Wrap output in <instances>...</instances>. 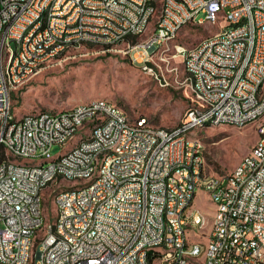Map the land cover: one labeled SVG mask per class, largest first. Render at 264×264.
Returning a JSON list of instances; mask_svg holds the SVG:
<instances>
[{
	"label": "built area",
	"instance_id": "built-area-1",
	"mask_svg": "<svg viewBox=\"0 0 264 264\" xmlns=\"http://www.w3.org/2000/svg\"><path fill=\"white\" fill-rule=\"evenodd\" d=\"M1 1L0 118L12 114L11 93L26 73H38L47 52L64 55L72 41L92 45L84 35L105 38L106 50L127 40L126 52L155 74L150 62L162 37L172 40L188 24H227L191 47H175L191 72L189 101L199 89L212 106L184 112L172 127L130 118L101 98L82 102L74 113L30 112L21 125L0 126L6 155L0 162V264H184L189 256L183 249L202 246L189 241V229L204 224L205 216L188 212L199 187L212 192L214 204L210 255L191 262L264 264V141L253 144L236 164L238 173H230L229 191L220 192L218 177L201 181L209 174L200 161L201 139L186 136V129L255 121L264 130V0ZM149 11H158V18L149 19ZM148 27H155L150 41L128 40ZM13 41H21V52H13ZM8 79L15 86L1 92ZM101 115H109V125L89 135L88 144L53 167H32L33 158H51L53 145L65 144L72 132L85 133ZM17 158L21 168H14ZM52 172L84 175L83 192L63 188L60 226L43 230L38 193ZM150 241L172 242V249L158 254L147 249Z\"/></svg>",
	"mask_w": 264,
	"mask_h": 264
},
{
	"label": "rangeland",
	"instance_id": "rangeland-1",
	"mask_svg": "<svg viewBox=\"0 0 264 264\" xmlns=\"http://www.w3.org/2000/svg\"><path fill=\"white\" fill-rule=\"evenodd\" d=\"M157 17L158 11L151 19ZM226 24V20L222 19L219 23L205 22L182 27L172 40L162 42L154 50L150 64L155 74L147 73L141 67L142 62L134 60L126 52L127 40L109 47V50L96 44L71 47L11 93L12 110L16 116L38 111L67 110L82 102L101 98L121 107L130 118L143 116L154 126L172 127L185 112L190 95L185 83L187 73L175 47H191L218 30L219 25ZM151 29L146 28L135 42L147 39ZM258 123L261 121L241 127L218 125L191 130L190 136L198 135L203 144L205 173H209L204 175L222 176L232 172L257 141ZM90 132L91 128L86 129L85 133L77 132L66 146L53 145L51 158H33L32 163H47L67 154ZM14 163L21 164V160L17 158ZM57 180L55 178L41 191L44 226L53 222L57 214L53 188L57 185L68 188L84 182L65 178L59 182ZM209 199L208 192L199 187L188 209V212L198 211L205 216L201 228L189 229V241L197 242L202 247L207 243L214 213V204ZM199 260L201 256L193 261Z\"/></svg>",
	"mask_w": 264,
	"mask_h": 264
},
{
	"label": "bare ground",
	"instance_id": "bare-ground-1",
	"mask_svg": "<svg viewBox=\"0 0 264 264\" xmlns=\"http://www.w3.org/2000/svg\"><path fill=\"white\" fill-rule=\"evenodd\" d=\"M156 11H149V19L152 18ZM0 16H2V1L0 0ZM158 18V17H157ZM146 30V29H145ZM144 30V31H145ZM144 31H138L137 34L134 36L137 37L139 35H142ZM155 34V27H152L151 31L149 32V36L147 39L140 41L138 43H145L146 41H150L151 37ZM171 40V36H164L162 37L161 42L156 43L154 45V50L159 48V45L164 42ZM84 43H92L96 45H100L102 47H106V39L105 38H92V35H84ZM79 41H72L71 47L79 46ZM115 44H109V47L113 46ZM105 49V48H104ZM0 50H1V42H0ZM13 52H21V41H13ZM62 54V50H53L50 52H47V60L46 61H39L38 62V71L42 67H44L49 61L55 59L56 57L60 56ZM187 73V80H191V72ZM35 73H26L25 74V81L30 79ZM9 86H15V79H8V81H2L1 83V92H8ZM192 96H194V101L185 109V112H190L193 110H198L199 105L202 106H212V99L208 98V96L199 95V89H192ZM104 101V105H116L114 103ZM76 108H82V103L77 104L67 110H64L65 113H74L76 111ZM145 119V122H150L148 118L143 117ZM23 122V116L17 117L13 110L12 114L10 116H6L5 118H0V126H8L11 124L14 125H21ZM79 123H86V116H79ZM109 125V115H101V119H96L93 122L87 123L85 125V130L91 128L90 135H94L96 131H99L101 128H107ZM193 129H186V136H190V132ZM77 132H72L70 135V138L65 142V144H62V146H66V144L73 138V136ZM83 133V132H82ZM264 141V130H258V139L256 142H262ZM202 142V141H201ZM89 143V136L86 138H83L71 151H69L65 155H60L57 158H53L50 161H47V163L41 162V164H33L32 167H53L55 165V160H63L64 157L70 156L73 154L77 147L80 145H86ZM0 144H1V137H0ZM200 161L201 165H205V159L203 155V149L200 150ZM239 164V163H238ZM14 168H21V164L14 163ZM230 173H238V165L235 166V168ZM230 173L227 175H210V177H218L220 179V192H227L229 191V183H230ZM57 178L58 182L60 179H69V180H82L84 181V175L81 174H74V175H65L60 174V172H52L51 177L48 180H45L40 185V191L38 193V200H39V212H42V198H41V191L42 189L50 182H53V180ZM56 181V182H57ZM201 181H209V175L205 176L204 174H201ZM84 182H81L80 184H77L73 187V193H81L83 192V184ZM59 184V183H57ZM63 188H66L64 186H56L53 188V197L56 202L57 207V214L53 222L47 223L45 226L43 224L44 217L42 215V229L43 230H51V228H58L60 226V217H61V209L59 208V200L62 199L63 195ZM69 188V187H68ZM209 198L212 199V192H208ZM195 217H202V214L198 211H195ZM54 237L55 238H62V230L61 229H54ZM27 241H34V234H27ZM147 249L149 250H155V252H158V254H167V252H170L172 249V242H157V241H150L147 242ZM210 255V244H206L205 247H202L200 249L190 250V249H183V256H189L184 257V264H196L193 261L198 256H201V259H207Z\"/></svg>",
	"mask_w": 264,
	"mask_h": 264
},
{
	"label": "trees",
	"instance_id": "trees-1",
	"mask_svg": "<svg viewBox=\"0 0 264 264\" xmlns=\"http://www.w3.org/2000/svg\"><path fill=\"white\" fill-rule=\"evenodd\" d=\"M128 40H131V42H135L136 37L135 36L134 37L133 36H129ZM91 46H93V45H91ZM5 158H6V155H5L4 147H3V145L0 144V162L2 160H4Z\"/></svg>",
	"mask_w": 264,
	"mask_h": 264
},
{
	"label": "crops",
	"instance_id": "crops-1",
	"mask_svg": "<svg viewBox=\"0 0 264 264\" xmlns=\"http://www.w3.org/2000/svg\"><path fill=\"white\" fill-rule=\"evenodd\" d=\"M159 46H160V45H159ZM191 103H192V101H189V100H188L187 107H188ZM187 107H186V108H187ZM21 116H23V115H21ZM17 117H20V116H17ZM179 119H180V118H179Z\"/></svg>",
	"mask_w": 264,
	"mask_h": 264
}]
</instances>
